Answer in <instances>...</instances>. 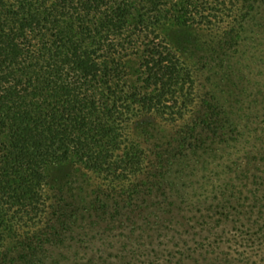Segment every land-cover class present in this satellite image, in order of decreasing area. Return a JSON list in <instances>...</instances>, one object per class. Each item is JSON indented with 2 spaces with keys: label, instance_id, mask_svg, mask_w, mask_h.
<instances>
[{
  "label": "trees",
  "instance_id": "16d2710c",
  "mask_svg": "<svg viewBox=\"0 0 264 264\" xmlns=\"http://www.w3.org/2000/svg\"><path fill=\"white\" fill-rule=\"evenodd\" d=\"M262 39L264 0H0V264H264Z\"/></svg>",
  "mask_w": 264,
  "mask_h": 264
},
{
  "label": "rangeland",
  "instance_id": "374dc122",
  "mask_svg": "<svg viewBox=\"0 0 264 264\" xmlns=\"http://www.w3.org/2000/svg\"><path fill=\"white\" fill-rule=\"evenodd\" d=\"M198 37L197 41L198 44H202L203 41H205L206 39H208L211 35H213V32H216V29H212V28H208V27H201V29H199L198 31ZM194 33V32H193ZM173 36L176 35L175 33L172 34ZM187 35V33L185 34ZM172 36V37H173ZM184 36H182L183 38ZM180 38V39H182ZM180 41V40H179ZM180 43V42H179ZM259 44L254 43V40H247L244 44H246L247 46L243 47L244 51L242 53V55L238 57H236V59L239 61V65L243 66L244 71H241L240 74H244L243 75V83H244V87H248L249 91H253L256 90L258 86L260 87H264V39L259 40L258 41ZM196 54L195 56L197 57V62L200 61V59L202 57L208 56V54H206L203 50H201L202 48H196ZM193 53V50H192ZM207 61V60H206ZM196 64V62L194 63ZM216 72V73H215ZM211 76L214 77L215 81L218 82V79L220 78L221 72H218V69L215 70L213 72H211ZM238 75V73H237ZM199 79V87H202V85H204L203 83H205V85L207 86L209 83V87L214 86V82H207L208 78H206V74H202L201 76H198ZM68 167L67 164L65 163H55L53 165H51L48 168V173L49 174H57L58 172L65 170ZM231 228V226L229 227V229ZM114 233H112L113 235H110V239L114 238V240H116V238L120 239L121 238V229H117L116 231H113ZM256 238V237H255ZM253 238V239H255ZM253 240H251L252 242ZM241 242V241H240ZM238 243V245H233L231 248L236 251L237 253L242 252L243 250H248L251 253H253L254 258H258L260 257L261 254H263V250L260 248L262 247L260 244H252L249 242V244L245 243L243 245L240 246V244L242 243ZM120 241H115L114 244H112L111 247H104L105 249H107V251L111 252L113 255L117 253V251L120 249Z\"/></svg>",
  "mask_w": 264,
  "mask_h": 264
}]
</instances>
